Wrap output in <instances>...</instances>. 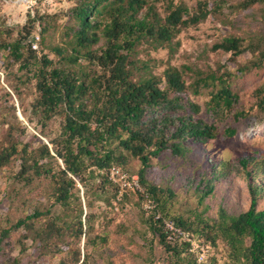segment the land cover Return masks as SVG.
<instances>
[{"label":"rangeland","instance_id":"1","mask_svg":"<svg viewBox=\"0 0 264 264\" xmlns=\"http://www.w3.org/2000/svg\"><path fill=\"white\" fill-rule=\"evenodd\" d=\"M154 1L163 17L172 2L187 6L192 14L198 11L201 3H208L211 12L208 18L183 27L174 39L172 49H154L149 44L140 46L137 59L147 63V68L138 74L160 75L170 66L182 70L191 86L185 98L200 107V112L194 116L215 125L219 136L207 143L193 144L184 157L165 151L153 160L149 180L172 190L174 195L165 193L163 200L151 197L147 200L141 184L142 191L135 189L134 181L140 183L137 175L140 163L133 160L130 166L117 167L120 174H115L114 178L112 173L109 174L113 183L120 187L119 193H116V186H109L104 192H98L96 188L90 191V206L84 208L83 219L87 220L86 214H92V229L85 227L88 235L79 245L66 236L60 240V250L48 252L28 240L27 251L21 253L22 232H14L10 241L8 239L6 253L0 256V264H13L16 258L20 259L19 264H61L68 257L69 245L80 246L82 258L86 255L89 264H250L244 254L250 246V238L230 243L227 232L203 228L205 224L213 226L220 221L223 211L228 216L246 211L251 204V184L258 186L259 208L264 209V111L258 109L256 98L257 89L264 85V68L241 71L264 50V6L257 4L246 8L243 0ZM75 2L56 0L47 15H38V12L33 15L24 0H0V37L15 40L22 32L26 33L25 28L31 29L30 19L42 16L41 25L37 22L32 34L24 37L28 36L29 42L39 35L38 55L57 60L59 55L54 53V48L67 47L69 28L77 25L70 19ZM230 36L242 39L247 47V51L236 59L214 47ZM6 55L7 52L0 54V150L12 142L20 150L25 145L31 150L39 148L58 137L63 116L43 121L33 111L35 81L20 69L19 63ZM92 69L86 65L87 71ZM212 74H235L231 80L240 99L231 111L221 114L208 111L211 88H201L199 94L193 92V84L199 78ZM241 113L243 116L237 119L236 115ZM227 127L237 128V135L224 136ZM248 158L251 163L245 168L242 160ZM46 162L54 166L60 164L54 159ZM23 170L20 154L0 168V235L3 229L37 210L50 209L52 215L63 216V208L54 201L50 179L33 172L26 174ZM208 183L214 190L207 195ZM83 195L82 191V199ZM83 201L85 203V199ZM160 213L168 218L165 220L175 222L181 218L196 230L193 232L180 226L189 233L192 242L178 241L179 255L168 252L159 236L150 229L151 216ZM45 220L47 218H42L38 225ZM89 240L91 244L87 243L85 247ZM203 255L205 259L200 262Z\"/></svg>","mask_w":264,"mask_h":264},{"label":"trees","instance_id":"2","mask_svg":"<svg viewBox=\"0 0 264 264\" xmlns=\"http://www.w3.org/2000/svg\"><path fill=\"white\" fill-rule=\"evenodd\" d=\"M75 1L70 19L77 25L69 28L68 46L54 48V53L59 55L57 60L38 55L41 37L38 50L32 47L34 40L28 42L29 37H24L32 34L42 16L30 19L31 29L25 28L26 33L22 32L13 41L0 37V54L7 52L5 57L19 63L20 69L35 81L33 111L43 121L63 116L61 133L39 148L31 150L25 145L20 150L12 142L0 150V168L20 154L23 172L47 176L53 186L54 201L63 208V216L52 215L50 209L37 210L3 229L0 256L6 253L8 239L10 241L14 232H22L21 253L27 251L28 240L48 252L60 250V240L66 236L79 245L87 238L88 227L92 229V214H86L87 220L83 219L84 208L90 206V191L96 188L104 192L109 186H116V193L121 191L110 179L113 167L130 166L137 160L140 163L137 175L147 200L149 197L163 200L165 193L174 195L172 190L149 180L153 160L165 151L184 157L193 144L207 143L219 136L215 125L194 116L200 112V107L185 98L191 86L182 70L170 66L160 75L138 74L147 68V63L137 59L140 46L149 44L154 49H172L183 27L208 18L211 13L208 3H201L198 11L192 14L187 6L172 2L163 17L154 0ZM243 2L246 8L257 4L264 6V0ZM48 10L36 8L35 12L47 15ZM214 47L230 53L233 59L247 51L243 40L235 36L225 38ZM86 65L93 69L87 71ZM261 68H264V50L241 71L246 73ZM234 76L201 77L193 84V92L199 94L201 88H211L208 111L213 114L231 111L240 99L233 88L231 78ZM256 98L258 109L264 111V85L257 89ZM242 116V113L236 115L237 119ZM237 133V128L227 127L224 136L232 138ZM48 159L60 164L54 166L46 162ZM242 163L248 168L250 158L243 159ZM206 187L207 195L213 193L210 183ZM250 191L251 204L246 211L230 216L223 211L220 221L213 226L205 224L203 229L227 232L230 243L250 238V246L244 251L247 260L250 264H264V209L259 208L258 186L251 184ZM160 215L159 219L151 216L150 229L159 236L168 252L179 255V243L171 242L163 227V220L168 218ZM44 217L47 220L38 225ZM175 223L196 231L181 218ZM91 242H86L85 247ZM67 255L61 264H89L86 255L82 258L80 246L69 245ZM19 263L18 258L13 262Z\"/></svg>","mask_w":264,"mask_h":264},{"label":"built area","instance_id":"3","mask_svg":"<svg viewBox=\"0 0 264 264\" xmlns=\"http://www.w3.org/2000/svg\"><path fill=\"white\" fill-rule=\"evenodd\" d=\"M56 0H24V4L27 8L28 11H31L32 14L34 15L35 9L36 8H50ZM39 43H40V36L37 35L35 40L33 41L32 47L35 50L39 49ZM113 178L115 177V174H120V169L117 167H113L111 171ZM134 186L135 189L142 191V188L140 186V183L138 180L134 181ZM156 218L159 219L161 218L160 214L156 215ZM163 227L164 230L168 236V239L171 242H178V241H188L191 243V238L188 232H186L183 228L178 226L174 221L171 220H163ZM205 256H201L200 262L204 261Z\"/></svg>","mask_w":264,"mask_h":264}]
</instances>
